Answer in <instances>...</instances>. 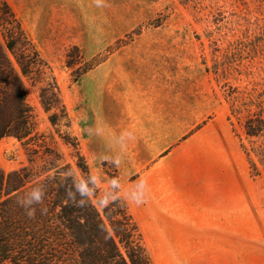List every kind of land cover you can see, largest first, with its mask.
<instances>
[{"label": "rangeland", "instance_id": "374dc122", "mask_svg": "<svg viewBox=\"0 0 264 264\" xmlns=\"http://www.w3.org/2000/svg\"><path fill=\"white\" fill-rule=\"evenodd\" d=\"M5 2L48 65L46 91L26 78L41 150L94 183L96 207L126 203L153 264H264V131L245 128L251 113L264 118V0H0V10ZM207 123L215 141L192 135ZM218 151L237 163L253 216L232 249L173 250L146 218L136 177L169 155L185 171L178 181L189 172L193 185L199 163L208 173L224 160ZM27 162L20 141L0 140L2 169Z\"/></svg>", "mask_w": 264, "mask_h": 264}, {"label": "trees", "instance_id": "16d2710c", "mask_svg": "<svg viewBox=\"0 0 264 264\" xmlns=\"http://www.w3.org/2000/svg\"><path fill=\"white\" fill-rule=\"evenodd\" d=\"M0 10V140L14 138L26 150L27 164L0 167V264H153L138 224L126 203L116 198L100 211L87 185L54 149L41 150L35 116L27 101L26 78H39L47 89L48 65L27 29L4 3ZM37 76V77H36ZM42 103L50 112L54 104ZM56 113L50 120L56 123ZM246 133L258 137L264 118L253 112ZM78 167L89 175L88 165ZM39 202L22 204L29 193ZM33 211L29 216L28 211Z\"/></svg>", "mask_w": 264, "mask_h": 264}, {"label": "crops", "instance_id": "0c3cea01", "mask_svg": "<svg viewBox=\"0 0 264 264\" xmlns=\"http://www.w3.org/2000/svg\"><path fill=\"white\" fill-rule=\"evenodd\" d=\"M207 126L208 123L204 124L192 135L203 132L214 141L218 139L219 132L206 129ZM214 154H220L224 160L215 161L214 171L209 170L211 173L199 163L192 177L193 185L189 184V172L178 181L180 170L185 171L173 165L169 155L135 178L134 189L141 206L151 213L146 212V218L154 220L164 234L170 235L173 250L232 249L241 241L244 217L253 216V210L243 206V186L241 176L238 178L237 163L228 162L227 152ZM169 194L170 200L167 199ZM168 209L169 216L157 212L154 215L151 211Z\"/></svg>", "mask_w": 264, "mask_h": 264}, {"label": "clouds", "instance_id": "9594fccd", "mask_svg": "<svg viewBox=\"0 0 264 264\" xmlns=\"http://www.w3.org/2000/svg\"><path fill=\"white\" fill-rule=\"evenodd\" d=\"M40 193L37 191H33L32 193H29L25 196V198L22 201V204L27 208L29 205H32L33 203L39 202L40 200ZM33 211H28V215H33Z\"/></svg>", "mask_w": 264, "mask_h": 264}]
</instances>
